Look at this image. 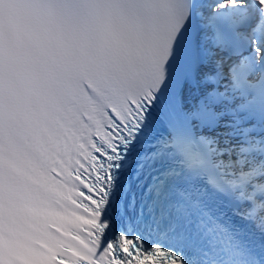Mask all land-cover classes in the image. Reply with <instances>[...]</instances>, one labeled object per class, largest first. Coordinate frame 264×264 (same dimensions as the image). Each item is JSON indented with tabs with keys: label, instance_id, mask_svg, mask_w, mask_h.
<instances>
[{
	"label": "snow or ice",
	"instance_id": "obj_1",
	"mask_svg": "<svg viewBox=\"0 0 264 264\" xmlns=\"http://www.w3.org/2000/svg\"><path fill=\"white\" fill-rule=\"evenodd\" d=\"M0 264H264V0H0Z\"/></svg>",
	"mask_w": 264,
	"mask_h": 264
}]
</instances>
